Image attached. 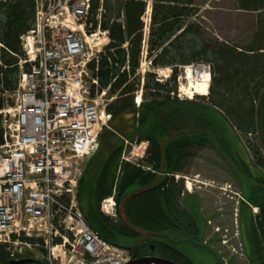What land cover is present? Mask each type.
I'll use <instances>...</instances> for the list:
<instances>
[{
	"label": "trees",
	"instance_id": "trees-1",
	"mask_svg": "<svg viewBox=\"0 0 264 264\" xmlns=\"http://www.w3.org/2000/svg\"><path fill=\"white\" fill-rule=\"evenodd\" d=\"M198 1L153 0L145 48L148 0H91L87 32L93 34L100 28L108 32L110 40L89 63V72L98 82V87H92L91 98L107 93L106 112L111 120L100 135L99 152L86 164L79 204L95 233L109 244L132 252L141 236L120 217L123 199L156 184L126 202V216L132 226L145 232L166 231L161 221L170 222L172 215L169 209L162 212V203L171 204L175 179L167 182L169 190L164 192L157 181L159 174H186L197 154L215 145L237 160L234 152L239 145L228 144L223 131L228 125L258 180V195L248 197L260 209L257 221L249 222V258L264 264V154L250 138L258 134L264 147V0H233L237 10L256 14L253 32L243 44L210 37L202 26ZM36 17V0H0V111L14 106L10 96L18 90V63L25 58L22 37L35 28ZM144 61L151 63L150 71L141 76ZM202 64L211 67L210 95L180 100L178 77L182 70ZM164 69L171 70L172 75L163 82L156 71ZM140 92L143 97L138 107ZM128 141L148 145L144 159L137 164L123 161ZM3 143L0 117V145ZM240 164L243 172L255 178L243 161ZM114 193L115 219L101 211L103 201ZM143 246L138 245L137 251ZM172 253L165 252L174 263L194 264ZM28 257L25 254L21 258ZM12 261L7 247L0 245V264ZM30 264L49 263L35 260Z\"/></svg>",
	"mask_w": 264,
	"mask_h": 264
},
{
	"label": "built area",
	"instance_id": "built-area-1",
	"mask_svg": "<svg viewBox=\"0 0 264 264\" xmlns=\"http://www.w3.org/2000/svg\"><path fill=\"white\" fill-rule=\"evenodd\" d=\"M36 9L35 28L22 37L14 106L0 111V245L15 260L38 249L49 264H128L129 252L89 227L78 198L84 163L111 120L106 93L91 98L98 82L88 70L108 32L88 34L91 0H36ZM90 40L97 49L88 56ZM102 211L116 217L113 197Z\"/></svg>",
	"mask_w": 264,
	"mask_h": 264
},
{
	"label": "rangeland",
	"instance_id": "rangeland-1",
	"mask_svg": "<svg viewBox=\"0 0 264 264\" xmlns=\"http://www.w3.org/2000/svg\"><path fill=\"white\" fill-rule=\"evenodd\" d=\"M148 3L152 9L154 4L153 0H148ZM197 4L202 5L200 12L201 23L210 37H215L221 41L233 44H243L248 41L254 29L256 14L237 10L236 3L233 0H199ZM146 31L149 34L150 25L147 27ZM96 46V41H89L88 56L96 52ZM195 68L197 69V67ZM149 71L144 61L140 70L141 76H145ZM156 74L159 80L164 82L166 79L170 78L172 71L169 69L158 70ZM186 77L187 70L183 69L178 77V98L180 100H189L182 88L188 85L185 79ZM193 78L192 82L194 83L199 80L197 77ZM212 83L211 75L210 88ZM142 97L143 92H140L138 98L142 100ZM196 97L202 96L195 95L193 98ZM105 98H107V96ZM223 128L226 134V142L228 144H231L230 142L234 143V147L238 145L241 147L230 126L224 125ZM250 138L253 139L254 143L260 147L261 152L264 154L263 143L259 135L257 134ZM127 143H129V141ZM134 147H136L135 151ZM147 148L148 145L146 143L141 145L129 143L123 161L133 164L139 163L144 159ZM234 153L237 155L236 159L242 160L247 166L248 171L250 170L249 172L256 178L255 170L250 167V162L247 157L244 155L242 156V154L238 156L240 153L239 148L236 149ZM87 163L86 160L84 168ZM239 169V166L236 167L226 153L222 154V152H220L219 146L215 145L214 149L202 150L191 161L188 172L184 175L187 177V180H184L186 183L183 192L186 197L189 194H194L195 198L193 199L200 202L199 207L201 208V214L203 218H206L207 222V234L204 240L211 239V242L208 241V244L210 245L211 243V245L206 246L212 251L218 252L224 264H255L249 258V252L248 255L246 254L245 247L241 241V232L239 228V222L241 223L244 220L249 221V219L253 217V210L250 215L251 212L248 205L247 207H245L246 205H242L238 215H236L237 208L242 203V200L235 195L234 198L236 199L235 202H233L230 197L232 193H236L239 197H242L245 202H248L245 200L248 199V191L243 188L244 182H246L248 178L242 176ZM180 181H182V179H180ZM245 186L247 187L246 184ZM183 199L184 198H182L181 201L182 203ZM218 233H220V235H218ZM196 243L200 247L204 246L199 241ZM180 246L178 249L194 264H215L214 258L205 250L196 248L192 245ZM27 251L29 257H34L38 260L44 259V252L42 250L35 249L34 251Z\"/></svg>",
	"mask_w": 264,
	"mask_h": 264
},
{
	"label": "flooded vegetation",
	"instance_id": "flooded-vegetation-1",
	"mask_svg": "<svg viewBox=\"0 0 264 264\" xmlns=\"http://www.w3.org/2000/svg\"><path fill=\"white\" fill-rule=\"evenodd\" d=\"M239 148V147H238ZM237 147L235 148L238 149ZM212 149V148H210ZM214 149V147H213ZM239 150H241L239 148ZM220 152H222L220 150ZM218 154V153H217ZM222 154H224L222 152ZM228 155V157L230 158V154L226 153ZM241 152L239 153L238 156H240ZM231 161L233 162V164L237 167L239 166V172L242 174V176H246L248 179H246V182H244V189L246 191H248V197L249 195L255 197L256 195H258L259 192V186H258V180L256 178H252L249 173H245V171H242V164H240V162H242V160H233L232 158H230ZM248 161L250 162V159L247 158ZM237 161V162H236ZM250 167H252L251 163H250ZM188 169H186V172H188ZM244 170H245V166H244ZM163 173L159 174V177L157 179L158 184L161 183V187H162V191H166L169 190V185L167 182H171V180L174 178L175 179V183L174 186L172 187V199H171V204L168 205H164V203H162V212L165 213L167 209H169L170 211V215H172L170 217V222L168 223H162L163 221H161V227L165 228L166 231H164L163 233H158V234H162L163 237L164 236H168L169 238H171L173 241L175 242H180L179 245H170V241L169 240H165L163 238H161L160 241H151L149 239H144L142 237H139V239L137 240V242L135 243L137 245H144L141 251H137V258H144V257H156V258H164V259H168L170 261H172V258L170 256H166L165 252L167 250L172 251V254H175L178 259H182V260H189V258L183 254L178 248L180 245H192L189 241H194V242H201L203 245H209L208 241H210L209 239L204 240L205 235L207 234V222H206V218H203L202 214H201V208L200 206V202L198 200H194L193 198H195L194 194H189L186 195L184 194V185H185V181L187 180V177L183 175H179V176H172V175H166ZM180 179H182V181H180ZM169 180V181H168ZM245 181V180H244ZM245 184L247 185V187L245 186ZM262 187H264V184L262 185ZM252 189V190H251ZM234 195V196H233ZM236 196H238V198H240V200H242L240 206L237 208V214L240 211V208L242 207V205H246L245 207L250 208V215L252 214V210H253V217L251 218L253 220V222L257 221L258 216L260 215V209L258 206L254 205V203L247 200L248 202H245L243 200L242 197H239V195H237L236 193H232V196H230L232 198V201L235 202L234 198ZM229 197V196H228ZM183 199V203L181 202ZM116 201V199H115ZM117 203V202H116ZM244 203V204H243ZM183 206V207H182ZM234 214V213H233ZM249 221H243V222H239L240 224V232H241V241L243 246L245 247L246 250V254L248 255L249 252V229H250V220ZM218 235H220V233H218ZM165 241H169L165 242ZM185 241V243H184ZM211 242V241H210ZM184 243V244H183ZM211 245V243H210ZM209 245V246H210ZM181 247V246H180ZM181 253L184 256H181ZM216 253V252H215ZM217 254L219 255V253L217 252ZM220 256V255H219Z\"/></svg>",
	"mask_w": 264,
	"mask_h": 264
},
{
	"label": "water",
	"instance_id": "water-1",
	"mask_svg": "<svg viewBox=\"0 0 264 264\" xmlns=\"http://www.w3.org/2000/svg\"><path fill=\"white\" fill-rule=\"evenodd\" d=\"M155 187H156V184L154 186H152L151 188H148V189H145V190H142V191L141 190L140 191H136V192H133V193L129 194L128 196H126L123 199V201L121 202V206H120V217L123 220V222L128 226L129 229H131L132 231L136 232L137 234H139L144 239H149L151 241L156 242V241H160L161 238H163L165 240H169L171 243L169 241H165V242L170 243L171 246H173L174 244L175 245H179L180 242H175L171 238H169L168 236H164L163 237L162 234L145 232L143 230H140V229L132 226L128 222V219H127V216H126V210H125V204H126V202L131 197L136 196V195H139V194H142V193L147 192L149 190H152ZM189 242L192 244V246H194L196 248H201V249L205 250L208 254H210L211 257L214 258L215 264H224L222 262L220 256L217 253H215L214 251H212L209 247H207L205 245L202 246V247H200L194 241H189ZM184 243H185V241H184ZM137 247H138V245L133 248L132 261L130 263H128V264H176L173 261H170V260L164 259V258H156V257L137 258ZM32 261H34V260H22V261H18V262L12 261L9 264H30V263H32Z\"/></svg>",
	"mask_w": 264,
	"mask_h": 264
},
{
	"label": "bare ground",
	"instance_id": "bare-ground-1",
	"mask_svg": "<svg viewBox=\"0 0 264 264\" xmlns=\"http://www.w3.org/2000/svg\"><path fill=\"white\" fill-rule=\"evenodd\" d=\"M193 77H197L199 80H197V82L194 83L192 82ZM185 79L188 82V85L182 88L189 99H192L195 95L207 96L209 94V86L211 80L207 71L188 67L187 77Z\"/></svg>",
	"mask_w": 264,
	"mask_h": 264
},
{
	"label": "crops",
	"instance_id": "crops-1",
	"mask_svg": "<svg viewBox=\"0 0 264 264\" xmlns=\"http://www.w3.org/2000/svg\"><path fill=\"white\" fill-rule=\"evenodd\" d=\"M147 41H148V38H147ZM146 46H147V44H146Z\"/></svg>",
	"mask_w": 264,
	"mask_h": 264
}]
</instances>
